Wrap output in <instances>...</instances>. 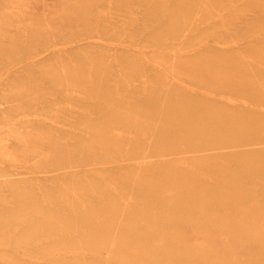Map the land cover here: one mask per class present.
I'll use <instances>...</instances> for the list:
<instances>
[{
	"label": "rangeland",
	"instance_id": "rangeland-1",
	"mask_svg": "<svg viewBox=\"0 0 264 264\" xmlns=\"http://www.w3.org/2000/svg\"><path fill=\"white\" fill-rule=\"evenodd\" d=\"M0 264H264V0H0Z\"/></svg>",
	"mask_w": 264,
	"mask_h": 264
}]
</instances>
